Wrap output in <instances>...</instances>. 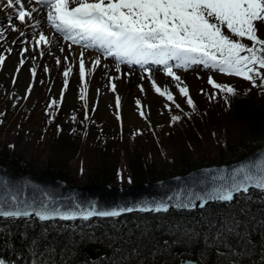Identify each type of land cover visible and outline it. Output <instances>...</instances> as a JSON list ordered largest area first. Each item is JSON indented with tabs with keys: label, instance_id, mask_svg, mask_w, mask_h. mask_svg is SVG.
Segmentation results:
<instances>
[{
	"label": "trees",
	"instance_id": "16d2710c",
	"mask_svg": "<svg viewBox=\"0 0 264 264\" xmlns=\"http://www.w3.org/2000/svg\"><path fill=\"white\" fill-rule=\"evenodd\" d=\"M238 95L228 96L226 111L213 106L199 110L204 115L182 114L175 125L160 128L161 140L151 134L143 136L144 131L132 138L109 135L95 121L102 132V143L97 145L88 139L89 127L65 133L55 128L54 118L30 159L0 144V163L19 173H38L75 186L83 175V186L116 187L122 186V161L127 164L129 185L231 164L264 147V94ZM51 108L48 112L54 117L58 108ZM181 140L185 148L202 145L212 152L192 158V153L179 146L170 167H158L152 161L155 141L160 142L156 149L165 155L169 141ZM250 196L255 199L241 196L231 206L216 204L201 212L132 215L114 221L43 224L34 219H0V260L7 264H177L197 259L201 264H264V194ZM225 222L227 227L233 222L239 225L225 237L230 248L213 243ZM91 247L105 251L106 257L91 261L87 256Z\"/></svg>",
	"mask_w": 264,
	"mask_h": 264
},
{
	"label": "snow or ice",
	"instance_id": "6c2138e0",
	"mask_svg": "<svg viewBox=\"0 0 264 264\" xmlns=\"http://www.w3.org/2000/svg\"><path fill=\"white\" fill-rule=\"evenodd\" d=\"M26 2L28 5L39 4L45 7L47 22L72 44L98 49L106 57H115L119 63L136 64L141 67L149 62L163 65L167 75L177 82L179 93L186 97L187 104L193 110L196 108L195 102L189 95L187 86H180L181 78L173 71V67L187 70L193 65H202L209 70L242 77L250 81L253 87L264 91V71H261L264 69V38L258 35V25H264V0H26ZM0 4L3 9L13 10L12 13L7 14L8 25L12 31H18L12 23L13 19L24 23L26 18L32 19L33 13L39 11L35 6L26 9L25 0H0ZM39 25L40 21L36 20L30 26L39 27ZM20 35L24 36L25 33L21 32ZM3 37L4 30L0 29V38ZM26 42L22 41V43ZM36 43L48 45L51 41L41 32ZM27 50V48L23 49L25 52ZM8 51L10 52L11 49ZM83 56L84 53L81 52L79 59L81 79L85 76ZM4 59L0 56V65L3 64ZM56 63L60 64L59 58L56 59ZM99 64L100 59L97 58L94 67ZM31 71L35 75L36 69L33 68ZM71 72V66L63 72L65 90L68 86L67 77ZM258 79L260 84H257ZM208 83L218 93H226V101L228 96L238 95L232 85L218 83L211 76L208 78ZM152 85L157 93L175 103L170 91H162L154 80ZM86 87L85 83L81 90L82 100L86 99L83 94ZM140 87L143 90V87ZM111 90L116 91L114 83L111 84ZM250 91L251 89L246 90L245 95ZM214 98L215 94L209 96L210 100ZM116 101L119 106V96L116 97ZM139 103L137 101L138 105ZM55 104L57 101L52 100L50 107ZM175 107L180 108V105L175 104ZM169 110L171 111V106ZM140 115L144 116L143 110L140 111ZM72 119L75 120V116ZM180 119L179 115L173 116L172 122ZM211 180L226 182L202 191L189 190L186 199L178 200L174 205L161 202L155 207L142 210L167 212L170 207L202 208L209 201H233L235 193H248L250 188L264 190V158L258 162L241 165L227 176H212ZM200 183L205 182L200 181ZM11 200L15 203L17 197L12 196ZM197 200L201 201L199 205L195 203ZM7 204L8 201L0 203V217H29L35 214L41 220L55 217L67 220L75 219L77 216L84 219L97 215L119 216L122 211H132L127 208L97 212L92 205L86 211L79 210L77 206L76 211L68 212L51 207L45 202L39 207L32 204L26 205L23 209L17 207L14 210H6ZM237 227L239 225L235 222L232 227H227L225 222V226L218 232L213 243L230 248L225 237L231 235ZM164 245L167 246L168 241H164ZM217 252L220 254L219 249ZM0 264L5 262L0 260ZM182 264H195V262L185 260Z\"/></svg>",
	"mask_w": 264,
	"mask_h": 264
},
{
	"label": "rangeland",
	"instance_id": "374dc122",
	"mask_svg": "<svg viewBox=\"0 0 264 264\" xmlns=\"http://www.w3.org/2000/svg\"><path fill=\"white\" fill-rule=\"evenodd\" d=\"M45 20L47 22V19ZM47 24L50 25L48 22ZM258 35L264 38V25H258ZM33 36L32 34L31 37ZM68 41L66 40V42ZM78 45L82 46L81 44ZM21 61H23L22 67H24L25 58H21L18 63L21 64ZM4 67L5 61L0 65V144L7 147L10 151L18 150L19 153L25 154L28 159L32 157L33 147L42 139L52 123L50 114L47 112L48 109L53 110V108H50L52 100L57 101V104L52 106H56L59 109V111L57 109V113L53 117V119H56L55 128L65 133L75 134L83 131V128L86 131L89 127L88 139L97 145L102 143V132L95 121L101 122L102 126L105 127V132L109 135L132 138L137 137L138 133L144 131L143 136L151 134L156 139L161 140L158 131L160 128L172 124L175 125L176 122H172L173 116H181L185 113L199 114L200 111L203 112L204 108L213 106L223 107L224 111L229 108L230 101L225 100L227 94L218 93L208 83L209 76L207 75L197 76L188 72L178 74L182 82L180 86H187L189 95L195 102L196 108L193 110L187 104L186 97L179 93L175 80L172 81L173 87L169 89L168 83L165 87L163 86L164 88L161 86L163 91L168 90L173 94L175 103L168 101L166 96L151 98L147 93L142 94L137 89H135L133 94H128V91L123 88V83L122 85L121 83H114L116 91L113 92L111 90L112 81L105 88L95 92H91L90 85L86 83V91L83 93L86 99L82 100L80 98L82 95L81 90L85 84L82 83V79L74 77L73 70L67 77L68 86L65 90L64 70L62 71L60 68L59 71H56L55 76L51 78L49 69L40 68V64L37 63L33 66L36 69L35 75L31 71L33 68L25 67V72H21L22 69H18L11 73L8 68ZM143 70L145 69L140 71ZM261 71H264V69ZM20 72L21 76L19 75ZM114 75L117 76L118 74L114 72ZM211 77L218 83L232 85L238 94H245L248 89H251V92L248 93L264 94V91L258 87H253L250 81L242 77L223 73ZM257 84H260L259 79ZM29 88L31 89L30 92ZM212 94H215V98L210 100L209 96ZM117 96L120 97L119 106L116 101ZM137 101L140 102L139 105ZM175 104H179L180 108H176ZM169 106H171V111ZM141 110L144 112L143 117L140 115ZM199 115H204V113ZM73 116H75V120L72 119ZM86 116L87 118H85ZM180 129H178L179 134H181ZM147 131L150 132L146 133ZM84 133L82 132V134ZM158 143L160 142L157 141L156 143L155 141L151 144L154 148L152 161L162 168L170 167L175 163L176 157L174 154L179 146L192 153V158L207 156L208 153L212 152L205 149L202 145H194V148H185L183 140H181L177 144L169 141L168 147H165L166 153L162 155L156 149L157 146L159 147ZM46 162L47 157L45 156L43 163L46 164ZM126 165L122 161L121 166L124 169L122 185L124 186L128 185L130 180ZM82 183L83 175H79V185ZM254 199V197L248 196L246 200Z\"/></svg>",
	"mask_w": 264,
	"mask_h": 264
},
{
	"label": "water",
	"instance_id": "95a60500",
	"mask_svg": "<svg viewBox=\"0 0 264 264\" xmlns=\"http://www.w3.org/2000/svg\"><path fill=\"white\" fill-rule=\"evenodd\" d=\"M264 158V147L257 150L247 158L228 165L204 167L191 171L184 175H178L169 179L160 180L153 183H137L131 187H114L110 184H97L89 186H73L67 181L47 177L41 174L25 172L19 173L15 170L0 164V203L8 201L5 205L6 210H14L19 207L23 209L26 205L35 204L37 207L42 202L48 203L51 207H56L62 211L89 210L90 206H95V211H119L120 209L130 208L132 211H122L119 216H92L84 219L77 216L75 219H61L55 217L49 220H41L35 214L29 217H0L6 220L36 219L40 223H76L91 222L95 220H116L134 214H166L171 211L193 213L203 211L210 205L224 204L232 205L236 198L252 191L264 193V190L250 188L248 193H235L233 201H209L204 207L190 209H177L170 207L167 212H156L150 209L161 202L175 204L178 200L186 199L189 190L202 191L211 187L220 186L226 181H212V176H227L231 171L241 165L258 162ZM200 181H204L201 184ZM16 196L15 203L11 197ZM172 197V200L169 198ZM197 205L201 201H195ZM88 257L96 262L106 256V252L98 253L95 248H90L87 252ZM195 264H200L196 260ZM182 264V263H179Z\"/></svg>",
	"mask_w": 264,
	"mask_h": 264
},
{
	"label": "bare ground",
	"instance_id": "6f19581e",
	"mask_svg": "<svg viewBox=\"0 0 264 264\" xmlns=\"http://www.w3.org/2000/svg\"><path fill=\"white\" fill-rule=\"evenodd\" d=\"M32 6L38 8L39 11L33 13L32 19L26 18L24 23L13 19L12 23L18 31H12L8 25L7 14L12 13L13 10L3 9L2 4H0V29L4 30V37L0 38V56L5 58L4 68H8L9 72H15L18 69H22L21 72H25V67L33 68L34 64L37 63L40 64V68H48L50 76L53 78L56 71H59V68L65 71L71 66L74 77L81 79L79 75V59L80 53L83 52L86 75L82 79V83H88L91 92L105 88L110 81L115 84L121 83V85L123 83V88L128 91V94H133L135 89H137L142 94L147 93L151 98L162 97L155 91L152 85L153 80L161 90L167 83L169 84L168 89L173 87L172 81L174 79L167 75L163 65L149 62L147 65L141 67L136 64L119 63L115 57H106L98 49L84 48L78 44H72L71 41L66 42V39L60 33L47 24L45 20L47 9L39 4L28 5L25 0L26 9ZM36 20L40 21L39 27H31L30 25H33ZM21 32L25 33V35L21 36ZM41 32L49 38L50 44L36 43ZM32 34L35 35L31 37ZM22 41L27 42L22 43ZM24 48L28 50L25 52L23 51ZM61 48H63V51H61ZM8 49H11V51L9 52ZM65 57H67V60H65ZM21 58H25L24 67L18 63ZM57 58L60 59V64L56 63ZM97 58L100 59V64L94 67V61ZM141 69L148 70L140 71ZM173 71L176 75L185 72L197 76H218L221 74L215 70L206 69L202 65H193L187 70L173 67ZM21 72L19 73L20 76ZM114 72L118 75L115 76ZM140 86H143L144 89L141 90ZM161 86L164 87L162 88Z\"/></svg>",
	"mask_w": 264,
	"mask_h": 264
}]
</instances>
